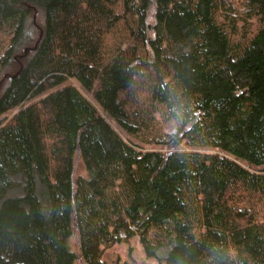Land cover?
<instances>
[{"label":"trees","instance_id":"1","mask_svg":"<svg viewBox=\"0 0 264 264\" xmlns=\"http://www.w3.org/2000/svg\"><path fill=\"white\" fill-rule=\"evenodd\" d=\"M2 72L0 264H264V0H0Z\"/></svg>","mask_w":264,"mask_h":264},{"label":"rangeland","instance_id":"2","mask_svg":"<svg viewBox=\"0 0 264 264\" xmlns=\"http://www.w3.org/2000/svg\"><path fill=\"white\" fill-rule=\"evenodd\" d=\"M8 75L5 72L0 74V94L8 82ZM85 175L84 169L81 164L78 166V171L76 175ZM133 245L132 257L137 264H158L155 260L147 258L140 246L138 239L131 240ZM71 248L74 252L78 253V246L76 238H71L70 240ZM103 259L107 264H118L122 263L127 259V247L125 245H115L111 249L107 250L104 254ZM75 264H83L81 260H77Z\"/></svg>","mask_w":264,"mask_h":264},{"label":"water","instance_id":"3","mask_svg":"<svg viewBox=\"0 0 264 264\" xmlns=\"http://www.w3.org/2000/svg\"><path fill=\"white\" fill-rule=\"evenodd\" d=\"M36 14V13H35ZM34 18H35V16H34ZM25 52H26V50H25Z\"/></svg>","mask_w":264,"mask_h":264}]
</instances>
